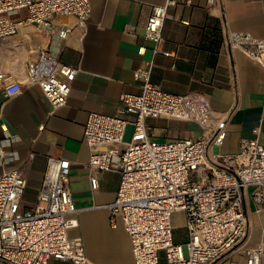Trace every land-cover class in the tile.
Listing matches in <instances>:
<instances>
[{"label": "crops", "instance_id": "0c3cea01", "mask_svg": "<svg viewBox=\"0 0 264 264\" xmlns=\"http://www.w3.org/2000/svg\"><path fill=\"white\" fill-rule=\"evenodd\" d=\"M90 1L85 28L72 15L55 18L58 26L71 28L63 38L33 24H20L14 34L0 40V68L22 82L21 92L13 96L0 90V173L12 168L22 172L26 187L20 205L32 209L47 157L68 159V184L77 208V225L70 237L80 239L95 264H134L128 234L108 221L107 205L116 196L120 174L88 166L90 149L83 138L88 113L117 114L120 95L141 90L134 71L152 63L155 85L171 92L202 93L210 102L206 123L147 117L155 138H203L208 142L207 157L216 164H222V158L214 154H237L241 140L254 136V128H259L258 138L264 144V64L241 50H230L226 41L229 31L264 39V0H191L170 6L157 54L144 36V26L152 7L165 0ZM42 49L77 68L67 102L59 108L38 85L26 82V63L37 59ZM220 121L226 135L214 145L211 139ZM131 130L128 125L126 133ZM93 175L97 188L91 186ZM254 189L249 186L244 197L248 236L213 264H246L244 246L261 240L264 203L254 201ZM48 264L74 263L51 258Z\"/></svg>", "mask_w": 264, "mask_h": 264}, {"label": "built area", "instance_id": "2783aa9c", "mask_svg": "<svg viewBox=\"0 0 264 264\" xmlns=\"http://www.w3.org/2000/svg\"><path fill=\"white\" fill-rule=\"evenodd\" d=\"M189 3L165 0L152 7L144 36L153 42V54L161 52L168 8ZM90 14V0H0V40L14 34L20 24H33L63 38L71 28L55 24L57 16L72 15L85 28ZM226 41L230 50H241L264 64V39L229 31ZM151 67L152 63L134 71L141 90L122 93L117 114L88 113L83 133L90 149L88 166L120 174L116 196L107 205L108 221L128 234L134 264H161L162 259L165 264H213L248 236L246 189L253 186L254 201L264 203V144L258 138L259 128L253 129V137L241 140L237 154H214L222 164L208 159V142L203 138H155L147 117L206 123L210 102L202 93L160 88L151 81ZM76 71L42 49L37 59L26 63V82L38 85L52 106L59 108L67 102ZM0 90L13 96L21 92L22 82L0 68ZM128 125L132 130L125 139ZM224 125V121L217 123L212 144L222 143ZM2 152L0 148V156ZM69 169L68 159L48 156L36 203L27 210L20 205L26 187L22 172L12 168L0 173V264H48L51 258L95 264L80 239L69 235L77 225ZM90 182L97 188L96 176H90ZM178 210L184 212L182 242L175 241L172 226V214ZM243 252L246 264H264V231L261 240L244 246Z\"/></svg>", "mask_w": 264, "mask_h": 264}, {"label": "rangeland", "instance_id": "374dc122", "mask_svg": "<svg viewBox=\"0 0 264 264\" xmlns=\"http://www.w3.org/2000/svg\"><path fill=\"white\" fill-rule=\"evenodd\" d=\"M130 133L127 131L125 139H129ZM172 226L174 229L175 239L183 240L186 237V230L184 227V212L181 210L175 211L172 214ZM163 255V251H161Z\"/></svg>", "mask_w": 264, "mask_h": 264}, {"label": "trees", "instance_id": "16d2710c", "mask_svg": "<svg viewBox=\"0 0 264 264\" xmlns=\"http://www.w3.org/2000/svg\"><path fill=\"white\" fill-rule=\"evenodd\" d=\"M161 264H165V261H164V259H162V260H161Z\"/></svg>", "mask_w": 264, "mask_h": 264}]
</instances>
